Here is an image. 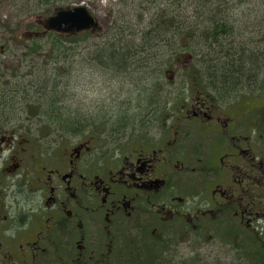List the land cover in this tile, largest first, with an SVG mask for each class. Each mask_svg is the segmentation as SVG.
Masks as SVG:
<instances>
[{"label":"flooded vegetation","instance_id":"af4514ba","mask_svg":"<svg viewBox=\"0 0 264 264\" xmlns=\"http://www.w3.org/2000/svg\"><path fill=\"white\" fill-rule=\"evenodd\" d=\"M0 73L1 107L35 103L32 77L16 86ZM204 83L179 109L143 116L154 128L126 151L90 138L42 161L16 132L36 123L0 125V264H208L200 253L231 264L230 250L252 248L262 264L263 93L240 108L229 87Z\"/></svg>","mask_w":264,"mask_h":264},{"label":"rangeland","instance_id":"374dc122","mask_svg":"<svg viewBox=\"0 0 264 264\" xmlns=\"http://www.w3.org/2000/svg\"><path fill=\"white\" fill-rule=\"evenodd\" d=\"M91 1L89 8L98 18L103 28L102 32L87 33L77 42L63 45L66 54L63 57L60 56V60L53 56L50 47L53 39L50 34H44H48L45 37L38 36V40L23 38L27 31H41V28L36 26V22L43 16L35 15L27 18L24 14L21 23L13 26L5 20L10 17L15 18L18 10H13L7 3H4L0 9V23L5 28V30L0 29L2 34L0 46L4 49L3 54H0V71L6 73L3 74L4 76L8 74L7 78L12 81L11 85L16 86L18 84L13 82H18V78L29 80L32 77L34 83L32 94L36 92L38 94L42 89L43 85L38 83L43 82V79L48 81L46 83L51 88L57 86V90L60 91L59 95H54L56 96L54 100L61 101L60 105L47 104L46 106L44 102H30L24 106L20 105L17 109L9 110L0 106V125H3L1 133L8 132L13 124L26 122L37 124L31 125L30 128H20L16 132L29 141V150L39 151L42 161V154L54 150L60 151L68 144L90 138L96 142L94 147L101 146L107 153L116 151L118 147L123 148L124 151L129 150L132 148L138 129L141 131L154 128L152 125L154 123L149 125L142 123L145 119L143 116L153 109H170L171 107H174V110L179 109L181 103L195 91L193 82L189 80L192 78L193 67L195 64L200 67V63L190 60L191 62L187 64L184 62L185 56L176 57L174 50L168 45L159 48L158 51L154 50L156 52L147 50L143 56L135 55L134 58L129 59L131 62L128 65H131L125 68V71L114 72L106 67L98 66L93 61L91 51L112 42L118 34L126 40L134 38L137 34L140 35L138 30L148 21L147 18L136 16L148 5H139L134 0ZM21 5L18 4L21 8L26 7L25 2H21ZM232 6L229 16L236 21L234 39L238 43H243L247 49L254 51V53H247L246 56L258 59V67H256L258 69L255 68V72L247 73L251 75L244 77L246 82L256 75L255 83L249 80L250 83L233 87L231 91L227 88L225 90L226 94L234 92L227 102L239 99L240 102L242 101L240 108H245L247 105L243 103L245 98L250 99L249 96L257 91L263 93V97L259 99L264 100V40L262 39L264 0H232ZM26 25L29 27H24ZM125 27L130 31L126 32ZM153 52L154 59L151 61ZM31 73V76L25 75ZM55 74L56 79L53 78ZM205 81H201L203 83L201 85L206 90ZM262 100L250 101V104L262 105ZM39 113L44 115L40 116ZM59 115L68 121L77 118L87 127L71 134L62 133L55 127H48L52 124V120L46 117L52 118ZM121 123L125 124L121 125ZM7 153L3 157L8 158ZM1 162L0 157V165ZM229 252L235 253V255L231 254L232 257L235 256L233 263L257 264L253 248ZM200 254L203 255L204 263L211 264L210 258L207 262L208 253ZM263 260L264 254L262 264Z\"/></svg>","mask_w":264,"mask_h":264},{"label":"trees","instance_id":"16d2710c","mask_svg":"<svg viewBox=\"0 0 264 264\" xmlns=\"http://www.w3.org/2000/svg\"><path fill=\"white\" fill-rule=\"evenodd\" d=\"M21 2H25L26 7L18 6V4L21 5ZM80 2H86L88 6H91L90 2L92 1L0 0V9L4 3H7L9 7L12 6L13 10H18L15 18L10 17L5 20L9 25L17 26L21 23L24 14L27 18L35 15L48 16L58 6L79 5ZM134 2L143 6L148 5L142 10V13L136 16L147 18L148 22L138 30L140 35L137 34L130 40H126L118 34L112 42L94 48L91 53H93V61L98 66L106 67L114 72L125 71V68L131 65H128L131 62L129 59L134 58L135 55L143 56L147 50L158 51L159 48L168 45L170 49L174 50L176 57L184 55V60L188 63L191 61L200 63V67L195 64L192 69L193 74L189 81L193 82V86L194 82L200 84L204 80H206L205 82H213L211 87L220 89L219 94L223 95V87L227 86L233 90L235 87L250 83L249 80H253L252 76L244 82V77L251 75H247V73L255 72V68L258 67V59L246 56L247 53H254V51L247 49L243 43H238L234 39L236 21L229 16V11L233 7L232 0H134ZM144 11L147 12L144 14ZM27 25L24 27H29ZM0 29L5 30L1 23ZM125 31L130 30L125 27ZM48 34L53 39L50 42L53 56L59 60L66 54L63 45L77 42L81 37L87 35V33H81L68 37L53 32H48ZM29 38L39 39L38 37ZM262 39L264 40V36ZM154 52L150 58L151 61L154 59ZM53 78L56 79L57 75L55 74ZM43 80V82L40 81L41 84L38 83V85L43 86L38 94L37 92L34 93V102H44L46 106L47 104L60 105L61 101L54 100L56 97L54 95L60 94L57 86L51 88L47 84L48 81ZM46 119L52 120V124H49L48 127H55L62 133L71 134L87 127L77 118L68 121L59 115L52 118L46 117ZM123 124L121 123V125Z\"/></svg>","mask_w":264,"mask_h":264},{"label":"water","instance_id":"95a60500","mask_svg":"<svg viewBox=\"0 0 264 264\" xmlns=\"http://www.w3.org/2000/svg\"><path fill=\"white\" fill-rule=\"evenodd\" d=\"M45 31H55L68 36L90 32L97 34L102 28L96 16L88 10L85 3L78 6L58 7L45 19H38Z\"/></svg>","mask_w":264,"mask_h":264}]
</instances>
